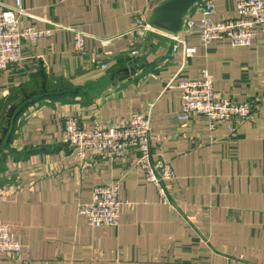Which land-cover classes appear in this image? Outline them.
I'll use <instances>...</instances> for the list:
<instances>
[{
  "label": "crops",
  "instance_id": "1",
  "mask_svg": "<svg viewBox=\"0 0 264 264\" xmlns=\"http://www.w3.org/2000/svg\"><path fill=\"white\" fill-rule=\"evenodd\" d=\"M164 1L21 0L22 26L52 35L33 48L24 44L22 62L0 72V130L5 107L41 78L72 94L28 107L0 152V224L23 245L18 259L0 254V264H264V26L250 47L218 40L202 49L196 37L183 36L172 54L165 37L133 32L135 20L149 22ZM212 1L216 21L236 17L239 0ZM186 18L199 22L198 6ZM74 31L85 35L84 56L73 50ZM185 47L195 56L184 60ZM203 68L215 92L253 103L252 118L233 133L209 131L202 116L177 121L178 84ZM133 114L150 116L152 160L168 161L175 173L170 205L135 155L87 154L78 165L67 146L66 118L92 130L125 126ZM114 182L123 205L118 227H88L77 203Z\"/></svg>",
  "mask_w": 264,
  "mask_h": 264
},
{
  "label": "built area",
  "instance_id": "2",
  "mask_svg": "<svg viewBox=\"0 0 264 264\" xmlns=\"http://www.w3.org/2000/svg\"><path fill=\"white\" fill-rule=\"evenodd\" d=\"M199 22L184 18L182 30L172 34L157 29L148 21L136 19L133 32L138 39L148 33H157L170 43L169 50L177 53L178 43L182 37H196L199 47L206 49L210 42L226 40L231 48L250 47L259 30L264 26V0H239L236 3V17L224 21H216V8L212 0H205L198 6ZM25 15L21 0H15V6L6 7L0 3V72L12 65L22 62V46L28 44L35 47L41 39L49 38L51 30H35L23 27L21 20ZM73 50L79 56L85 55V35L74 31ZM132 55L136 51L131 52ZM196 49L185 47L183 59L194 57ZM102 69H106L102 65ZM181 109L177 113V121L186 124L195 116L205 117L209 131L225 126L233 133L236 125L250 120L253 116V103L232 102L213 89V80L206 68L197 76L178 84ZM264 99H260L262 103ZM255 102H258L256 100ZM258 104L256 108H258ZM67 146L75 155L78 165H82L90 155L108 153L115 161L126 155H135V165L141 169L146 180L152 184L162 204L170 205L167 194L168 186L175 181V173L166 160H152L150 150L151 121L149 115L133 114L125 126H96L89 130L79 126L75 118H66L63 125ZM119 183L114 182L92 189L91 199L87 203H77V215L91 228H117L122 210L119 200ZM23 245L9 232L8 227L0 224V254L18 259Z\"/></svg>",
  "mask_w": 264,
  "mask_h": 264
},
{
  "label": "trees",
  "instance_id": "3",
  "mask_svg": "<svg viewBox=\"0 0 264 264\" xmlns=\"http://www.w3.org/2000/svg\"><path fill=\"white\" fill-rule=\"evenodd\" d=\"M46 85H48L46 80H43L41 78L40 83L37 85V87L40 86V89L37 92L31 93H23L22 99L17 103V104H9L8 107H5V112H3L4 118H2L5 121H2V127L0 130V152H4L8 149V146L11 143L12 140V135L13 131L16 128L18 119L22 116L24 111L31 105L41 102L45 99H54L56 98L59 94H72V91L69 87H61V89L67 88L68 91H46L47 89ZM35 87V88H37ZM2 161V158L0 159V162Z\"/></svg>",
  "mask_w": 264,
  "mask_h": 264
},
{
  "label": "water",
  "instance_id": "4",
  "mask_svg": "<svg viewBox=\"0 0 264 264\" xmlns=\"http://www.w3.org/2000/svg\"><path fill=\"white\" fill-rule=\"evenodd\" d=\"M205 0H166L151 13L149 24L157 29L178 34L182 30L183 20L187 13L196 6L203 5Z\"/></svg>",
  "mask_w": 264,
  "mask_h": 264
},
{
  "label": "rangeland",
  "instance_id": "5",
  "mask_svg": "<svg viewBox=\"0 0 264 264\" xmlns=\"http://www.w3.org/2000/svg\"><path fill=\"white\" fill-rule=\"evenodd\" d=\"M46 87H47V89H45L46 91H52V90H55V91H58V90H63V91H68V89L67 88H65V89H60L58 86H56V85H54V84H48V85H46ZM70 88V87H69ZM40 89V86L39 87H37V88H35V90H32L31 91V93H34V92H37L38 90ZM40 91H41V89H40ZM4 118V117H3Z\"/></svg>",
  "mask_w": 264,
  "mask_h": 264
}]
</instances>
